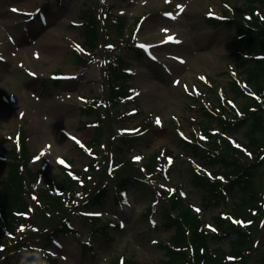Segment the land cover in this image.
<instances>
[{
    "label": "rangeland",
    "instance_id": "374dc122",
    "mask_svg": "<svg viewBox=\"0 0 264 264\" xmlns=\"http://www.w3.org/2000/svg\"><path fill=\"white\" fill-rule=\"evenodd\" d=\"M224 1L236 7L246 4V0H0V187L11 173L6 154L11 155L20 131L29 136L26 139L28 168L43 170L45 177L59 173L62 164L80 169L84 174L77 189L81 198L96 183H106L116 174L106 173L104 149L112 136L117 135L116 143H121L122 135L135 133L137 129L132 127L142 116L154 117L155 125L133 139V148L126 147L125 152L117 151L116 155L124 153L144 161L163 144L176 152L180 138L171 119H184L183 115L202 119L201 110L191 107L189 101L200 103L196 95H200L201 88L212 89L209 80L215 79V85L228 86L230 68L244 70L236 59V50L244 48L237 41V28L228 22L216 28L206 18V13H221ZM100 2L110 3L116 15L127 17V23L124 34L119 36L113 22L106 19L110 33L107 43L116 47L101 45L88 55L91 62L84 67L75 56L76 52L87 50L81 34L82 12L90 9L97 16ZM141 16L142 24L136 25ZM38 25L41 31L54 30V33L41 35L36 32ZM132 36L137 43L135 47ZM136 50L143 55L136 54ZM116 56L129 65L127 72L131 76H125L123 82L134 89L124 106L128 105L133 115L129 114L131 119L124 123L122 110L111 107L112 112H108L103 104L99 106L102 118H106L99 145L101 155L94 156L95 149L92 152L85 148L84 141L91 142L95 126L88 123L95 120L94 116H84L82 108L92 97L99 96L101 100L113 97L110 87L104 86L106 72L100 64H111ZM182 127L181 134H188L191 126L183 120ZM113 149L114 145L110 146L109 150ZM31 155H35L32 162ZM94 157L102 164L93 171L90 161ZM184 166L181 160L172 168V183L182 182L184 191L199 204L202 202L199 192L190 186ZM260 175L264 189V170H260ZM157 182L168 183L165 178ZM108 184L113 186L110 181ZM11 186L9 182L8 187ZM36 189L31 181L29 194L22 192L32 208L30 221L34 226L29 231L37 236L33 241L37 246L46 245L50 260L59 264H113L120 255H125L157 264L167 257L166 249L160 244L168 239L171 230L158 222L152 224L144 214L156 195L151 187L131 188L134 194L124 209L116 205L111 195L96 205L104 221L116 219L121 224L110 229V237L93 233L91 223L85 224L75 214L71 217L72 225L78 228L76 232H65L52 243L44 240V232L61 216L49 217L43 211L33 198ZM155 219L159 220L160 216L156 214ZM256 230L261 233L260 257L258 262L254 257L250 259L252 264H264V230L260 224ZM87 240L92 242V249L82 247ZM227 247L228 243L224 242L223 248ZM0 264L33 263L24 252L15 251L0 258Z\"/></svg>",
    "mask_w": 264,
    "mask_h": 264
},
{
    "label": "trees",
    "instance_id": "16d2710c",
    "mask_svg": "<svg viewBox=\"0 0 264 264\" xmlns=\"http://www.w3.org/2000/svg\"><path fill=\"white\" fill-rule=\"evenodd\" d=\"M104 10L110 16V20L117 24L118 33L121 34L126 23L124 18L115 17L110 12V7L105 6ZM232 13V16L228 13L219 19H210V22L217 26L229 21L237 28V41L244 45L245 50L237 54L236 59L244 67L246 80L261 98L258 101L256 98L248 96L245 89L241 88L237 81L231 79L228 92L232 91L236 94L238 101L235 97L234 99L239 103L243 113L239 115L233 108L231 111L229 110V103L221 102L216 88L212 89L210 97L213 103L220 107V111L212 109L210 113L205 106L201 107L202 119H200L199 126H201L207 141L197 137L196 133L189 140H181L180 147L183 149H181L180 155H175V159L180 160L184 156L187 180L200 193L204 206L208 208L225 203L228 205L231 200L232 205L226 212H231L233 218L228 217L226 213L221 216L217 215L215 217L217 229L212 232L203 223V216L201 217L195 212L186 200L180 196L177 199L170 198V203L162 204L159 214H161V224L167 228L173 227V230L169 243L162 244L166 249L167 257L157 264H252L251 257H254L256 262L259 261L261 233L256 230V226L260 224L264 230V222L260 220L264 215V189L261 182L263 177L260 175V170H264V106L260 102L264 99V57L260 58L255 55L264 54V0H247L245 7L238 6ZM100 16L101 12L96 16L90 9L82 12L84 25L81 34L84 36L85 45L92 50L98 49L100 45L104 46L110 37V33H106L107 26ZM137 53L141 54L139 51ZM75 56L76 59L79 58L78 62L82 60L84 64H87V56L80 53H75ZM126 63L121 56H116L111 64L107 65L104 86L110 87L113 97L107 100H110L113 105H118V96L129 95L132 90L123 82L127 76ZM111 107L107 106L108 112H112L113 107ZM82 110L84 116H94L95 121L90 123L97 122L89 146L95 149L94 152L98 155L101 153L99 145L104 137L103 124L105 120L96 107L82 108ZM109 129L111 130V126ZM239 132L241 135H236L233 138L225 135L238 134ZM24 136L25 134L20 136L15 148L10 151L13 160H9L6 164H10L11 173L8 174L6 182L0 187V253L12 248H20L24 244L26 248L24 254L28 256V259L33 264H42V260L34 255L36 251L27 247V244L37 236L22 235L16 241L18 237L16 231L22 234L20 229V224L23 221L22 215H25V219L31 220L29 198L22 192L29 194L28 188L31 181L37 184L38 177L41 178L38 171L29 169L27 166L30 156ZM115 138L116 135L111 137L110 144L107 143L104 149L105 152L113 150L125 152L126 147L133 146V142H135L132 138L125 136L121 138L122 144L118 145ZM113 145L114 149L109 150ZM167 149L168 154L174 153L172 149ZM126 155L124 153L116 155V164L118 165L114 170L116 174L112 173V164L108 161L105 162L106 173L113 174V178L109 181L113 183L118 201H122L120 198L124 195L123 192L128 189L149 188L147 186L149 185L147 184L148 175L156 173L155 168L159 163V159H157L159 155L149 156L148 161H144V163L133 161ZM106 156L109 157L107 154ZM191 156L197 163L186 159ZM109 160H112V157ZM97 161L99 163L98 159ZM176 164L177 162H175ZM199 164L208 167L212 177L208 176L206 171H201ZM91 165L95 170L96 166L93 165V162ZM78 173L79 169L64 170L62 168L59 173L49 175L42 183L40 181V186H37L39 188L37 192L39 205L43 211L49 217L60 215L62 218L57 220V223L54 222L52 227L47 228L45 235L48 239L58 234L59 230L68 229L69 215L78 209L86 212L104 197L110 195L107 191L110 188L108 180L106 183H96L97 186L88 193L89 197L85 202L81 206H74V195L78 189V183L81 181ZM9 182L12 184L11 187H8ZM66 197H70L69 202L64 201ZM97 220L93 221L97 223ZM101 227L99 232L108 237L109 228L105 224H102ZM10 231H12L11 235ZM254 241L259 242L256 244ZM224 242L228 243L227 249L223 248ZM253 246L255 250H253ZM113 264L151 263L141 262L133 256H123ZM152 264L155 263L152 262Z\"/></svg>",
    "mask_w": 264,
    "mask_h": 264
},
{
    "label": "bare ground",
    "instance_id": "6f19581e",
    "mask_svg": "<svg viewBox=\"0 0 264 264\" xmlns=\"http://www.w3.org/2000/svg\"><path fill=\"white\" fill-rule=\"evenodd\" d=\"M51 33H54V30H49V31H47V32L45 33V35H46V34H51Z\"/></svg>",
    "mask_w": 264,
    "mask_h": 264
},
{
    "label": "snow or ice",
    "instance_id": "6c2138e0",
    "mask_svg": "<svg viewBox=\"0 0 264 264\" xmlns=\"http://www.w3.org/2000/svg\"><path fill=\"white\" fill-rule=\"evenodd\" d=\"M13 11H17L16 9H13ZM181 11H183V9L181 8ZM176 43H179L178 40L175 41ZM136 159H139V157H137Z\"/></svg>",
    "mask_w": 264,
    "mask_h": 264
}]
</instances>
